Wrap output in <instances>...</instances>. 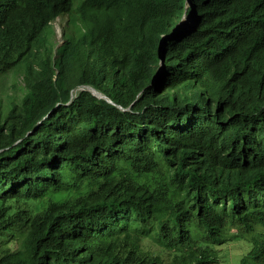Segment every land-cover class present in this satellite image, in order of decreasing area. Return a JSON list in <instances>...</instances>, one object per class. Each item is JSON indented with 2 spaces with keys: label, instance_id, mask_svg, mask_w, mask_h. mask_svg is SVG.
I'll return each mask as SVG.
<instances>
[{
  "label": "trees",
  "instance_id": "obj_1",
  "mask_svg": "<svg viewBox=\"0 0 264 264\" xmlns=\"http://www.w3.org/2000/svg\"><path fill=\"white\" fill-rule=\"evenodd\" d=\"M238 242L264 264V0H0V264Z\"/></svg>",
  "mask_w": 264,
  "mask_h": 264
},
{
  "label": "rangeland",
  "instance_id": "obj_2",
  "mask_svg": "<svg viewBox=\"0 0 264 264\" xmlns=\"http://www.w3.org/2000/svg\"><path fill=\"white\" fill-rule=\"evenodd\" d=\"M194 235L198 237L200 240H204L205 238V232L200 229L196 228L194 230ZM144 246L147 248H153L156 249L155 243H153L149 238H145L144 240ZM219 264H239V260L243 253L245 252L247 246L242 243H231V244H224L222 246H219ZM162 256L164 259L169 260V250L164 251L162 253Z\"/></svg>",
  "mask_w": 264,
  "mask_h": 264
},
{
  "label": "water",
  "instance_id": "obj_3",
  "mask_svg": "<svg viewBox=\"0 0 264 264\" xmlns=\"http://www.w3.org/2000/svg\"><path fill=\"white\" fill-rule=\"evenodd\" d=\"M94 92H95L96 94L100 95L98 91L94 90Z\"/></svg>",
  "mask_w": 264,
  "mask_h": 264
}]
</instances>
